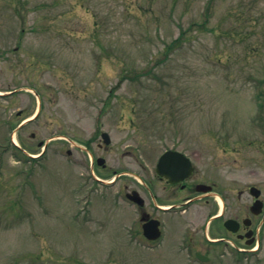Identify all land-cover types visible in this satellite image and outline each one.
Masks as SVG:
<instances>
[{
    "label": "rangeland",
    "instance_id": "1",
    "mask_svg": "<svg viewBox=\"0 0 264 264\" xmlns=\"http://www.w3.org/2000/svg\"><path fill=\"white\" fill-rule=\"evenodd\" d=\"M169 148L264 200V0H0V264H264L190 239L200 209L142 239L124 195Z\"/></svg>",
    "mask_w": 264,
    "mask_h": 264
},
{
    "label": "flooded vegetation",
    "instance_id": "2",
    "mask_svg": "<svg viewBox=\"0 0 264 264\" xmlns=\"http://www.w3.org/2000/svg\"><path fill=\"white\" fill-rule=\"evenodd\" d=\"M27 123H29L28 120L24 119L15 127H25ZM103 133L100 134L101 137ZM96 138V135H90L85 141L79 140L76 148L91 155L93 147L96 145L100 149L102 147L101 143H96ZM59 140H61L60 137ZM80 142H83L82 146ZM176 151L183 154L185 158L168 157L162 161L165 154ZM195 156L194 152L176 148L164 150L158 155L153 169L149 171L143 167L144 171L138 181L140 191L132 190L130 193H125L126 199H135L140 203L138 221L142 238L147 240L144 232L151 234L153 226L159 227L163 237L166 229H169L170 219L186 213L193 216L195 210L200 209L206 211L203 217V225H206V228L203 229L202 226L201 229L200 224L193 227L194 222L191 223L190 235L188 234L190 239L193 240L195 236L202 233L203 241L207 245L230 247L234 249L233 256L237 259H239L238 256L257 253L264 242V200L261 199L263 191L260 189V200L251 195V188L254 186H249L247 191L239 193L238 201L244 194H249L251 198L250 205L244 207L246 212L244 213L242 205H238V201L230 195L231 190L227 188L224 178L218 172L214 174L206 169V171H200L199 162H197L199 157ZM91 159L94 157L91 156ZM98 159L96 158V164ZM114 175L117 176V174ZM220 255L224 256L225 253ZM189 256L191 262L189 264H213L214 262L212 254L207 252L196 251L194 255Z\"/></svg>",
    "mask_w": 264,
    "mask_h": 264
},
{
    "label": "water",
    "instance_id": "3",
    "mask_svg": "<svg viewBox=\"0 0 264 264\" xmlns=\"http://www.w3.org/2000/svg\"><path fill=\"white\" fill-rule=\"evenodd\" d=\"M104 139H105V143H106V144H109V143H110V139L108 138L107 135H104ZM41 145H42V143L40 144V146H41ZM168 157H182V158H183V155H181V154H179V153H177V152H173V153L169 152V153H167V154H165V155L163 156L162 161H165L166 158H168ZM103 162H104L103 159L98 160V164H99V165H102ZM252 193L255 194L256 196L259 195V191H258L257 189H255V188L252 189ZM134 200H135V199H134ZM135 201H136V200H135ZM137 202H139V201L137 200ZM145 235L147 236V238L152 239V240H155V239H157V238L160 236V232H159V230H158V227L153 226V232H152L151 234H148V233L145 231Z\"/></svg>",
    "mask_w": 264,
    "mask_h": 264
}]
</instances>
